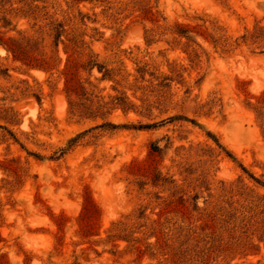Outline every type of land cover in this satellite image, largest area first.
I'll use <instances>...</instances> for the list:
<instances>
[{
    "label": "rangeland",
    "instance_id": "374dc122",
    "mask_svg": "<svg viewBox=\"0 0 264 264\" xmlns=\"http://www.w3.org/2000/svg\"><path fill=\"white\" fill-rule=\"evenodd\" d=\"M0 264H264V0H0Z\"/></svg>",
    "mask_w": 264,
    "mask_h": 264
}]
</instances>
